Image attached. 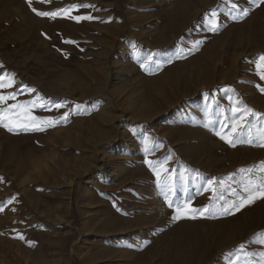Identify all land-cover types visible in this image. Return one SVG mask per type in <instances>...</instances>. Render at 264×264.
I'll return each mask as SVG.
<instances>
[{"label":"rangeland","instance_id":"obj_1","mask_svg":"<svg viewBox=\"0 0 264 264\" xmlns=\"http://www.w3.org/2000/svg\"><path fill=\"white\" fill-rule=\"evenodd\" d=\"M261 54L264 0H0L7 104L39 97L32 114L58 121L0 127V264L261 260L264 198L222 214L264 176ZM234 100L261 114L252 143L216 134L231 130ZM146 159L163 162L168 188ZM185 201L214 214L173 220Z\"/></svg>","mask_w":264,"mask_h":264},{"label":"snow or ice","instance_id":"obj_2","mask_svg":"<svg viewBox=\"0 0 264 264\" xmlns=\"http://www.w3.org/2000/svg\"><path fill=\"white\" fill-rule=\"evenodd\" d=\"M31 5V0H28ZM89 5H79V7H88ZM78 7L77 5H70L66 9H59L55 12H41L37 11L35 8L32 10L39 16H46L55 18L58 14L66 13L68 9ZM242 16L248 15V10L243 9L241 11ZM76 20L80 19H92L91 16L87 17H71ZM214 19V17H213ZM213 31L218 30V25L213 24ZM256 70L257 74L261 79H264V54H261L257 58ZM141 67H144L141 64ZM16 84L14 74L5 73L0 75V127H4L10 132L15 131H43L47 127H54L58 121L53 120L52 117H38L32 114V109L36 107L46 108L47 105L43 103H37V100L41 98H37L36 100H28L24 102H16L8 105L7 101L13 100L15 101L17 91L13 90L5 93L4 89L13 88ZM26 87V86H25ZM30 91H35L34 89H30ZM264 91V89H261ZM231 112L232 116L230 117V131L227 135L222 134L221 132H217L216 134L220 136L221 139L225 140L226 143H229L232 146H235L236 143H252L253 142V133L251 128V118L260 117L261 114L255 112L252 108L243 104L240 100H234L231 102ZM62 105L57 104L56 107L59 108ZM67 113L65 114V118ZM207 126V125H205ZM256 139L259 140L258 146H264V129L259 130L256 133ZM145 151H148L146 148ZM145 163L148 164L150 168L153 169L154 173L158 178V185L162 188H168L169 185L167 183L166 177L161 176V172L157 171V168L161 166L163 162L161 161H150L145 160ZM259 170L264 172V162H261L259 165ZM165 173H167V169H163ZM241 171H244L243 169ZM251 171V169H249ZM212 181L209 180V184ZM244 195L236 202H233L229 207L224 208V215L232 214V210L240 211L247 205H250L255 202L257 199L264 198V176L258 177L255 180L249 179L242 188ZM165 201L169 208H173V203L169 200L167 192H165ZM2 210V209H0ZM175 214L173 215V220H179L181 218H192L195 219L197 214L200 216L205 215H213L214 212L210 209L209 206H205L202 209H195L190 206V201H185L183 205L177 204L174 209ZM257 235H264V233H260ZM23 239V237H19ZM264 243V240L260 241ZM241 248L243 245L240 246ZM256 264H264V253H261V260L257 261Z\"/></svg>","mask_w":264,"mask_h":264}]
</instances>
